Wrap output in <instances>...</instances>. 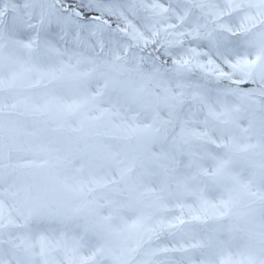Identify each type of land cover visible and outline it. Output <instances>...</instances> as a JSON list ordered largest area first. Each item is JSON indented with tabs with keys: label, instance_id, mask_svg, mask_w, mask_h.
I'll list each match as a JSON object with an SVG mask.
<instances>
[{
	"label": "snow or ice",
	"instance_id": "6c2138e0",
	"mask_svg": "<svg viewBox=\"0 0 264 264\" xmlns=\"http://www.w3.org/2000/svg\"><path fill=\"white\" fill-rule=\"evenodd\" d=\"M0 264H264V0H0Z\"/></svg>",
	"mask_w": 264,
	"mask_h": 264
}]
</instances>
